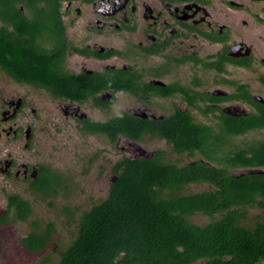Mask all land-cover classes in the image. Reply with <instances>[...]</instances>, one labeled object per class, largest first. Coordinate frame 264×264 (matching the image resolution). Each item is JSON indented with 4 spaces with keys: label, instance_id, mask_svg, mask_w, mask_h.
Returning a JSON list of instances; mask_svg holds the SVG:
<instances>
[{
    "label": "flooded vegetation",
    "instance_id": "1",
    "mask_svg": "<svg viewBox=\"0 0 264 264\" xmlns=\"http://www.w3.org/2000/svg\"><path fill=\"white\" fill-rule=\"evenodd\" d=\"M261 144L264 0H0V233L29 223L24 247L54 223H32L40 203L78 191L61 160L82 148L109 163L92 208L127 160L221 170ZM237 163L232 176L264 171Z\"/></svg>",
    "mask_w": 264,
    "mask_h": 264
},
{
    "label": "trees",
    "instance_id": "2",
    "mask_svg": "<svg viewBox=\"0 0 264 264\" xmlns=\"http://www.w3.org/2000/svg\"><path fill=\"white\" fill-rule=\"evenodd\" d=\"M102 131L116 137L110 127ZM204 136L208 144L209 135ZM225 161L229 166L221 170L201 162L179 168L156 160L125 161L105 200L88 210L64 208L77 227L76 235L59 259L46 256L43 263L264 264V174L231 175L237 162L264 168V144L249 161L243 153L237 162L231 157ZM205 182L214 188L182 192L186 185ZM12 201L20 209L28 207L19 197ZM256 208L262 213L251 218L250 209ZM201 216L207 218L202 225L194 221ZM6 219L1 224H8ZM55 234L57 225L50 223L46 232H33L23 243L30 253L43 254Z\"/></svg>",
    "mask_w": 264,
    "mask_h": 264
},
{
    "label": "rangeland",
    "instance_id": "3",
    "mask_svg": "<svg viewBox=\"0 0 264 264\" xmlns=\"http://www.w3.org/2000/svg\"><path fill=\"white\" fill-rule=\"evenodd\" d=\"M79 144V143H78ZM87 144L84 142V145ZM100 144V145H99ZM101 143H98V147ZM80 148V144H79ZM90 153L88 149L82 148L81 152L76 153V156L61 160V166L66 169H73L71 171L74 176L73 183L78 186V191L73 193L68 200H61L56 208H49L47 206L48 201L40 203V207L36 209V219L32 220V223L37 220H41L43 223L47 221H53L57 225V234L54 236V241L47 247L42 254L30 253L22 244V237L32 231V225L29 223H19L12 227V229L0 233V264H44L43 259L46 256H50L53 259H59L62 250L70 243L73 237L76 235L77 227L75 223L67 216L64 211L66 207H79L80 210H88L95 202H90V197L94 199L100 196L99 192H102L101 177L98 176V165H109L107 159L97 160V164L89 165L88 159ZM92 167V172H84V169ZM83 168V169H82ZM73 192V191H72ZM72 192H67L71 193ZM98 201V200H96ZM68 202L69 204H67ZM70 208V209H71ZM251 218L258 216L262 213L261 209H251ZM204 218H197L196 222H204Z\"/></svg>",
    "mask_w": 264,
    "mask_h": 264
},
{
    "label": "water",
    "instance_id": "4",
    "mask_svg": "<svg viewBox=\"0 0 264 264\" xmlns=\"http://www.w3.org/2000/svg\"><path fill=\"white\" fill-rule=\"evenodd\" d=\"M247 173H251V174H264L263 170H252V171H248Z\"/></svg>",
    "mask_w": 264,
    "mask_h": 264
}]
</instances>
